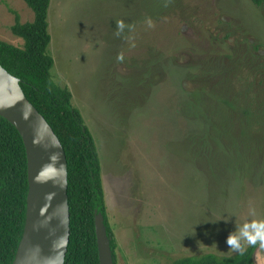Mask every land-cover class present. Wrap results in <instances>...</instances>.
I'll use <instances>...</instances> for the list:
<instances>
[{"label": "rangeland", "instance_id": "374dc122", "mask_svg": "<svg viewBox=\"0 0 264 264\" xmlns=\"http://www.w3.org/2000/svg\"><path fill=\"white\" fill-rule=\"evenodd\" d=\"M16 13L35 19L25 0H0V39L24 47ZM49 32L52 76L97 146L118 264L236 254L228 236L264 220V8L51 0Z\"/></svg>", "mask_w": 264, "mask_h": 264}, {"label": "trees", "instance_id": "16d2710c", "mask_svg": "<svg viewBox=\"0 0 264 264\" xmlns=\"http://www.w3.org/2000/svg\"><path fill=\"white\" fill-rule=\"evenodd\" d=\"M25 1L35 12L34 21L23 23L16 13V23L12 26L13 33L22 37L25 45L19 47L0 39V63L21 79L26 96L53 127L67 154L71 238L65 264H100L96 209L105 215L115 264H118V243L109 223L101 162L94 137L80 110L72 103V92L61 86L51 73L55 64L48 51L52 41L49 32L51 0ZM253 2L264 8V0ZM213 13L219 14L215 8ZM158 21L160 23L161 19ZM217 21L221 22L218 17ZM158 51L155 56L161 57ZM28 192L24 141L16 127L0 115V264H13L15 259L26 222ZM259 247V244L247 246L243 255L222 256L209 252L181 256L170 264H257L255 254Z\"/></svg>", "mask_w": 264, "mask_h": 264}, {"label": "water", "instance_id": "95a60500", "mask_svg": "<svg viewBox=\"0 0 264 264\" xmlns=\"http://www.w3.org/2000/svg\"><path fill=\"white\" fill-rule=\"evenodd\" d=\"M0 115L19 131L28 160L26 222L13 264H65L71 238L67 154L21 79L1 63ZM95 229L100 264H115L106 218L98 209Z\"/></svg>", "mask_w": 264, "mask_h": 264}, {"label": "clouds", "instance_id": "9594fccd", "mask_svg": "<svg viewBox=\"0 0 264 264\" xmlns=\"http://www.w3.org/2000/svg\"><path fill=\"white\" fill-rule=\"evenodd\" d=\"M149 26H151V21H149ZM124 28V22L118 21L116 35L119 36ZM118 59L122 60L123 57L120 56ZM226 242L230 246L231 251L240 255L245 253L246 245L255 246L259 244L260 247L264 248V220H252L242 226L238 225L237 230L228 236Z\"/></svg>", "mask_w": 264, "mask_h": 264}]
</instances>
